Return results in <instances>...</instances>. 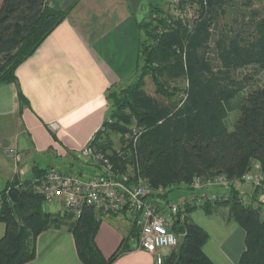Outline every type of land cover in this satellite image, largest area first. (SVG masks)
Masks as SVG:
<instances>
[{
    "label": "trees",
    "instance_id": "16d2710c",
    "mask_svg": "<svg viewBox=\"0 0 264 264\" xmlns=\"http://www.w3.org/2000/svg\"><path fill=\"white\" fill-rule=\"evenodd\" d=\"M76 2L56 10L50 0H0V84L18 87L17 66ZM228 2L208 0L191 31L178 20L169 31L156 35L153 45L143 48L141 43L138 78L116 92L108 90V114L91 143L109 152L116 168L127 170L125 164L133 156L124 158L114 150L112 137L105 136V131L122 135L133 122L144 126L135 151L151 187L161 189L152 194L158 204L170 199L168 194L176 186H188L194 175L224 173L235 178L254 159L264 174V13L252 9L248 21L241 20L232 28L217 27L218 8ZM147 75L166 103L146 93L143 78ZM183 78L187 79L186 97L179 105L175 95L180 88L170 84ZM17 94L22 101L19 89ZM234 109L230 129L227 117ZM46 170L34 166L31 173L37 177ZM0 199V222L5 224L0 264L32 260L37 235L51 227L65 226L73 234L77 256L84 264H112L134 248L130 238L137 236V230L130 226L116 250L103 256L95 243L101 222L98 212L85 208L76 219L70 213L50 212L44 208L42 195L31 189L30 179L0 187ZM196 208L186 207L174 218L172 230L180 240L164 254L161 264H214L203 251L207 232L189 218ZM218 208H227L231 219L245 231L238 264H264L260 207L243 202L231 189L228 197L201 207L206 214Z\"/></svg>",
    "mask_w": 264,
    "mask_h": 264
},
{
    "label": "crops",
    "instance_id": "0c3cea01",
    "mask_svg": "<svg viewBox=\"0 0 264 264\" xmlns=\"http://www.w3.org/2000/svg\"><path fill=\"white\" fill-rule=\"evenodd\" d=\"M74 1L50 0V6L64 10ZM149 1L77 0L17 66L18 87L0 84V185L22 182L42 163L47 169L81 175L97 171L77 155L102 127L109 110V88L124 87L134 80L140 63L141 18L147 15ZM8 149H14L20 158L15 161ZM44 208L60 212L61 204L56 201ZM201 211L205 215L191 211L189 218L207 232L205 254L214 264H238L244 250L243 228L231 219L227 208L209 214ZM99 217L95 243L108 257L130 225L119 218ZM4 230L5 224L0 222V237ZM23 264L84 263L77 256L73 234L61 226L41 231L35 240L34 258ZM112 264L155 262L152 254L133 248Z\"/></svg>",
    "mask_w": 264,
    "mask_h": 264
},
{
    "label": "built area",
    "instance_id": "2783aa9c",
    "mask_svg": "<svg viewBox=\"0 0 264 264\" xmlns=\"http://www.w3.org/2000/svg\"><path fill=\"white\" fill-rule=\"evenodd\" d=\"M169 1L172 19L183 21L187 28L200 19L206 6V0H202L197 8H193L189 0ZM158 32L162 33V29L159 28ZM144 130L145 127L141 128L136 124H132L128 130V151L131 149L130 154L134 159L131 170L116 168L110 160L109 152L96 149L90 142L77 156L96 166L97 171L94 174L81 175L48 168L37 177L30 173L27 179L31 181V189L42 195L44 205L51 206L60 201V212L70 213L73 219L80 217L85 208H92L101 217H115L126 221L137 230V236L132 241L134 249L152 254L155 264L162 263L163 249L170 250L177 246L179 241L172 225L174 218L186 207L201 208L207 202L228 197L231 189L237 188L240 183H246L263 191L259 198L261 203L255 204L252 199L243 198L239 194L238 197L253 208L260 207L264 215V174L260 170L259 162L256 164L257 170L246 171L235 178H229L224 173L208 177L194 175L190 187L182 196L158 204L157 198L152 197V194L160 192L161 189L156 191L151 187L149 178L142 172L135 151ZM7 153L15 161L20 158L14 149H8ZM219 188L226 190L219 192Z\"/></svg>",
    "mask_w": 264,
    "mask_h": 264
},
{
    "label": "rangeland",
    "instance_id": "374dc122",
    "mask_svg": "<svg viewBox=\"0 0 264 264\" xmlns=\"http://www.w3.org/2000/svg\"><path fill=\"white\" fill-rule=\"evenodd\" d=\"M149 7L147 9V15L143 18H141V43L143 44V48L146 46H151L155 43V37L162 35L164 32H167L171 29L169 27L170 23H172V26H176V23H173L176 20L172 19L170 8L168 6V3H170L169 0H150L149 1ZM190 4L193 6V8H197L198 4L202 3V0H189ZM205 4L208 5V0L205 1ZM156 6V7H155ZM255 9L259 10L260 12L264 13V0H230L227 5H222L220 8H218V16L215 20V25L217 27H231L236 24L237 22L241 20H249V17H251L250 12ZM196 21L191 23V27L189 28L190 31L193 30V26ZM162 29V33L159 34L158 30ZM147 30V31H146ZM150 32V35H148L147 32ZM214 42V41H213ZM211 41V47L214 48V44L212 45ZM139 71L135 74L134 76V82L138 78ZM143 87L146 93L149 96H152L154 98H157L161 103H166L165 99H162L159 97L156 92H155V85L150 77V75H147L143 78ZM132 81V82H133ZM171 85H176L180 89L175 95V99L178 100V104L182 102L183 99L186 97V92L185 89L187 88V79L183 78L179 82H175ZM126 87V86H124ZM120 86H113L110 88L109 91L111 92H116L120 88H124ZM236 117V110L234 109L232 112L229 113L227 117V124L229 125L230 129L233 127V123ZM161 122V121H159ZM132 123V122H131ZM136 124L135 122H133ZM141 128L144 126H140ZM128 129L122 134L119 135L114 131H105V136L108 135L109 137H112L111 142H112V148L119 152L124 158H128L131 156L130 151H128L129 147L128 145L130 144V139L128 138V130H130L131 125H128ZM95 146V145H94ZM96 148V147H95ZM97 149V148H96ZM77 159H79L77 157ZM134 163V159L127 161L125 164V169H132V164ZM258 164L257 160H252L251 166L248 170H257ZM46 164L42 163L40 168H45ZM63 169V168H62ZM245 171V172H246ZM2 187V185H0ZM190 187V183L188 186H185L184 184H181L179 186H176L172 191L169 192L168 197L171 199H178L179 196H182L180 192L186 191ZM225 188H219L218 191H225ZM237 191V194H239L243 198L247 199H252L255 204H260L261 201H259V198L262 194V190L256 188L255 186H251L246 183H240L238 184V187L235 188ZM176 194H179L178 197H175ZM48 207V205H45ZM44 206V207H45ZM61 211V210H60ZM192 211H198L201 214L205 215L201 209H193ZM181 216H184L182 214ZM178 241L180 240V236L177 235ZM168 249H163L164 253H167Z\"/></svg>",
    "mask_w": 264,
    "mask_h": 264
},
{
    "label": "water",
    "instance_id": "95a60500",
    "mask_svg": "<svg viewBox=\"0 0 264 264\" xmlns=\"http://www.w3.org/2000/svg\"><path fill=\"white\" fill-rule=\"evenodd\" d=\"M31 52H32L31 50H30V51H28V54H31Z\"/></svg>",
    "mask_w": 264,
    "mask_h": 264
}]
</instances>
